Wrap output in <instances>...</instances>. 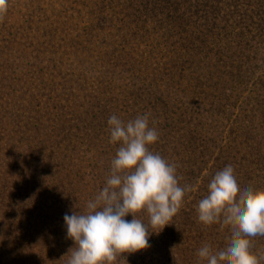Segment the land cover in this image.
Listing matches in <instances>:
<instances>
[{
    "label": "trees",
    "instance_id": "1",
    "mask_svg": "<svg viewBox=\"0 0 264 264\" xmlns=\"http://www.w3.org/2000/svg\"><path fill=\"white\" fill-rule=\"evenodd\" d=\"M31 1H17V4L25 5V10L16 9L20 20L17 25L9 23L11 30H7L6 37L7 42L14 45L12 54L17 63L10 62L9 73L4 68L0 75L2 91L13 93L22 92L17 90L21 82L13 83L12 78L17 77L14 72L42 74L33 77L36 86L31 94H16L15 100H6L9 109L0 111V134L3 135L0 138V194H4L0 198V211L17 237H21V242L14 244L7 253L20 254L18 263L25 256L27 259L38 258L44 253V245L37 239L44 241L51 234L49 246L53 243L51 249H57L45 258L55 253L52 262L48 259L49 264L66 260L65 255L74 247V241L67 237L63 217L73 211L86 210L87 202L102 190L111 160L119 147V144L109 143V117L116 115L126 122L148 113L149 126L156 127L159 135L158 141L149 146L150 151L174 163L180 186L191 185L192 191L185 194L169 225L152 229L146 250L124 254L127 264H207L199 260L197 250L205 244L213 250L225 248L231 235L228 227L204 226L198 220V203L208 194V185L215 174L228 165L233 166L234 172L244 168V174L237 181L240 189H264V93L257 87L259 84L252 85L247 95H242L241 106L235 109L236 103L234 110L223 103V98L236 101L240 96L237 92L232 98L221 91L214 95V90L223 86L221 78L224 74H220V68L225 63L239 65L244 60L240 57L242 50L223 44V35L211 30L219 28L229 36L243 21V17L236 15L239 3L254 4L244 0H213L217 6L209 0H100L103 8L105 3L109 6L108 13H89L77 19L78 15L76 20L73 17L80 14L81 10H78L72 14L73 19L56 21V17L51 16L54 11H51V14L38 16L34 22L32 15L41 11V0ZM50 1L52 5L61 3ZM61 4L63 8L65 5ZM198 4H203L201 8L205 13L201 18L207 22L193 20L191 6ZM246 16L249 22L256 21L254 12ZM210 18L212 20L208 21ZM260 20L259 24L264 28V17ZM81 22L84 27L81 34L69 31L70 26L75 29ZM99 29L104 32L102 38L97 35ZM83 31H87L86 36ZM244 31L245 28L234 33L244 36ZM150 34L154 38L160 36V39L151 41L155 44L149 43L151 52L147 57L136 50L135 45L140 42L139 37L148 38ZM211 34L215 36L209 40ZM18 35L24 40L17 38ZM190 44L195 47L201 44L205 48L217 46L215 54L220 56L215 61L199 56L192 59L187 57L189 52L185 50ZM169 45L174 46L170 49L171 57L167 54ZM0 52L8 54L3 61L13 57L5 47L0 48ZM155 52L167 55L168 59L151 62ZM137 53L138 59L135 58ZM67 55L68 59L72 58L69 63L56 60ZM86 57L94 61L86 62ZM198 60L201 66L193 68L186 80L192 86H183L182 73L170 68L178 61L181 64L182 61L190 62L188 68H191ZM98 61L107 64L101 71L96 66ZM117 62L129 63L130 73L136 72L124 87L118 84L122 80L119 71L115 74V69L109 66ZM47 72H50L51 80L41 79ZM246 72L248 76L254 74L255 67L251 66L240 75ZM91 78L104 87L102 94L95 92L98 84L87 88L92 85ZM157 80L161 84L156 83ZM239 80L245 84V79ZM199 81L213 98L209 106H202L203 99L201 103L199 101L203 90L196 86ZM25 85L23 82L24 90ZM63 93L66 97H62ZM128 96L135 112L124 111L123 115L119 108ZM206 100H209L207 95ZM222 104H225L224 113L220 111ZM9 112L13 116L8 117ZM211 115L220 116V120L226 118L225 121L236 115L238 123L228 129L223 128L225 122L211 125ZM18 177L24 178V199L16 203L15 198L22 196L13 194L16 197H12L15 190L7 187ZM137 216L148 222L145 212ZM125 219L130 221L132 216ZM0 236H9L6 226ZM261 242L264 243L262 236L252 238L250 250L259 254ZM148 255V262H144Z\"/></svg>",
    "mask_w": 264,
    "mask_h": 264
},
{
    "label": "clouds",
    "instance_id": "2",
    "mask_svg": "<svg viewBox=\"0 0 264 264\" xmlns=\"http://www.w3.org/2000/svg\"><path fill=\"white\" fill-rule=\"evenodd\" d=\"M6 0H0V12ZM109 143L119 144L111 160L102 190L89 200L86 210L65 214L67 237L74 247L65 255L66 264H127L124 254L146 250L152 229L169 225L191 185L180 186L177 166L149 146L158 139L149 126V114L124 121L109 117ZM145 212L148 222L138 218ZM198 220L204 226L230 228L227 246L219 250L205 244L197 257L207 264H260L253 253L252 238L264 237V189H240L231 165L218 171L199 201ZM131 215L132 219L125 217ZM64 256V257H65Z\"/></svg>",
    "mask_w": 264,
    "mask_h": 264
},
{
    "label": "rangeland",
    "instance_id": "3",
    "mask_svg": "<svg viewBox=\"0 0 264 264\" xmlns=\"http://www.w3.org/2000/svg\"><path fill=\"white\" fill-rule=\"evenodd\" d=\"M17 1H25V0H6V11L0 12V48L5 47V51L6 52H11V55L13 57H11L8 61H3V59H7L8 58V54H5L4 52H0V75L1 72L5 69L4 71H6L7 73H9L8 68H10V62H16L15 60L16 56H14L15 54H12V52H14V45H12L11 43L7 42V35L8 32L7 30H11V27L9 26V23H15V25H17V21H19V15L16 12V9L20 8L21 10H25V5H19L17 4ZM31 1V0H30ZM61 3H63L65 6L62 8V4L61 3H56L55 5H52L50 2V0H41L40 1V5H41V11L34 12V14L32 15L34 17V22L37 21L38 16H43L44 13H50L51 11H54V14H51L52 17H56V19L54 20H59V21H64V20H69V19H73L79 15V18H82L83 16L89 15V13L91 14H96L97 12L100 11H105L106 13L109 12V6H106L105 3V7L103 8L100 5V0H58ZM64 1V2H63ZM106 1V0H105ZM191 1H195V0H191ZM212 3H214L213 5L217 6V0H215L213 2V0H209ZM246 3L250 4H254V5H246V4H241L239 3L238 5V14L240 17H243V21L241 23H239L240 27H235L233 29V32H230V35H226L225 33H223L222 30H219V28H214V30H211L212 33H217V35L219 34L220 36H222L221 38V42L225 45H228L230 47H237L238 49H240V51L242 50V54L240 55V57L244 60V62L242 64L239 65H235V64H231L230 62L225 63L224 66H222L220 68V74H224V76L221 78L223 86L221 84L219 90H214V95L218 94L220 91L221 93H229L231 95V98L234 96L235 92L238 93V98L233 100L227 97L223 98L224 101L223 103H225L226 105H228L227 107L231 108L234 110V105L235 109H237L239 106H241L242 103V97L247 95V93L249 92V89H251V86L254 84H259V86H257L260 90L261 93H264V84H261L262 81H264V28L262 27L260 21V17H264V7L262 8L261 5L264 6V0H262L263 2H260L261 0H258L259 2H256V0H254L255 2H253V0H244ZM33 1H31L32 3ZM14 3H16V6L14 5ZM27 3V1H26ZM50 3V4H49ZM199 3V2H198ZM201 3V2H200ZM30 4V2H29ZM34 4H36V2H34ZM14 6V7H13ZM203 6V4H198V5H192L191 7L193 8V12H191V15L193 13V20L195 18H197L200 21H204V17L201 18L204 13L205 10H203L201 7ZM53 7V8H52ZM198 8L197 12L196 9ZM78 10H81L80 14L76 13L74 15V17L72 18V14L74 12H77ZM209 11V10H208ZM190 12V11H189ZM254 12V17L256 18V21L254 22H249V20L247 18V13H253ZM90 17V16H89ZM43 18V17H42ZM246 18V19H245ZM76 19V20H77ZM41 20V19H40ZM39 20V21H40ZM212 19H208V21H211ZM33 22V23H34ZM83 22L85 23L86 20H83ZM207 22V21H204ZM245 22V23H244ZM6 23L8 24V26L6 25ZM223 25V24H221ZM106 27V26H105ZM109 27V26H108ZM82 22L77 24V28H73L72 26H70L68 29L71 32L74 31H78L81 34V30H82ZM243 28H245L244 31V36H242L241 34H235V30H242ZM100 29H104L100 28ZM98 30L97 35H99L101 38L104 37V32L102 30ZM112 29V28H111ZM230 30V28H228ZM248 29V30H247ZM104 31H107L104 30ZM87 31H83V35H87L86 34ZM91 32V31H90ZM173 32V30H172ZM30 33V31L28 32ZM215 35L211 34L210 35V39L211 40ZM17 38H19L20 40H24V38L20 37L19 35L17 36ZM106 38V37H105ZM156 39V40H153ZM160 39V36H157L156 38H154L153 35H149V37H144V39L142 37H139L140 42H144L147 41L146 43H140L137 42V44L135 45L136 50H140L141 54H145L147 57H149L150 52H151V48H150V44L149 43H153L151 41L157 42ZM28 42V41H27ZM155 44V43H153ZM174 46L169 45L167 47V54L169 55V57H171L172 52L170 49H173ZM217 46H212V47H206L201 45V44H197L196 47L195 46H191V44L189 46H187V48H185V50L187 52H189V54L187 55V57H191L192 59H195L196 57L199 56V58L202 57H207L206 59H211L212 61L216 60L217 56H220L219 54H215ZM248 48H250L251 50L249 51ZM181 50V49H180ZM183 52V50H181ZM57 55V54H56ZM182 56V55H181ZM88 57V56H87ZM85 59L86 62L89 61H94V59L92 58H87ZM139 54H135V58L138 59ZM191 58H188V60L190 61ZM70 60H72V58H69ZM69 59H68V55L64 56L63 58H59L56 60H63L65 63H69ZM163 59H168L167 55L161 54L160 52H155V57L151 58L150 61H155L157 63L161 62ZM247 60V61H246ZM232 61V60H230ZM238 61V59H237ZM235 61V63L237 62ZM183 63L181 64L180 61L176 62L174 66H172V68H170V70H174V71H178L181 72L183 78H182V82L181 84L183 86H192V84H188L186 82L187 77L190 76L193 68L195 67H200L201 63H199L198 60V64H194L191 65V68H188L189 63L188 61H182ZM247 63H250V66H247ZM103 65H107V64H103L100 63L98 61V63L96 64V66L99 68V70L101 71V68L103 67ZM109 65V64H108ZM196 65V66H195ZM221 65V64H220ZM257 65V66H256ZM110 67H113L115 70V74L117 73V71H119V78H121L122 80L119 81V87L124 85H128L130 82V79L132 76H134L136 74L135 70L131 71L130 73V64H126V63H119L117 62L116 65L110 64ZM251 66L255 67V73L252 75L248 76V73L246 72L243 76L240 75V72H245V70H248ZM177 72V73H178ZM124 74V75H121ZM13 75L17 76L16 79L12 78V80L14 81L13 83H19L21 82V87L20 90L22 92H11L8 93L7 91L3 92L2 91V87L3 83H1L0 85V111L5 110V109H9L8 105L6 104V100H15V98L17 97L16 94H25L26 96H28L29 94H31L34 91L35 88V79H33V77L38 78V76L42 75V74H32V73H28V74H20L19 72H14ZM19 76H21V81H19ZM25 78V79H24ZM240 79H245V84H242ZM41 79L43 80H51V76H50V72L46 73V76L42 77ZM23 82L26 83L25 85V90L23 88ZM91 83L92 85L90 86H86L87 88L89 87H96L97 86V82L96 79H92L91 78ZM156 83H160V80H157ZM253 83V84H252ZM159 84V85H160ZM198 87H203L202 90V94H200L199 96V101L201 103V100L203 99L205 102L203 103L202 106H209L210 102L212 101L213 98H211V96L209 95V93L207 92V90L204 88L203 84L201 83V81H199V83H197ZM29 88V89H28ZM33 89V90H32ZM104 87L100 86V84H98V86L95 88V92H99L100 94L103 93ZM212 90V89H211ZM114 91V90H113ZM196 95L198 96L199 93L196 92ZM206 95L209 98V100H206ZM243 95V96H242ZM62 97H66V94L63 93ZM43 97H37V99L42 100ZM61 98L58 99V101H60ZM125 103L124 105H122L121 111L122 114L124 115V111H129V114H131V111L135 112V109L131 108L132 106V100L130 98V96H128L127 98L124 99ZM235 101V103H234ZM63 102H65V99L63 98ZM225 104H222V113L225 112ZM213 108V106H212ZM201 109V108H200ZM228 109V108H227ZM232 110V111H233ZM8 117L13 116V114H11L10 112L8 113ZM233 118L230 120L225 121L224 120H220V116L214 117L213 115H211V118H209V124L211 125H216L219 123H224L223 128L228 129L229 127H233L236 125V123H238V120L236 119V115L232 116ZM10 121V120H9ZM215 131V130H214ZM3 135L0 134V138H2ZM221 137H224V134L221 135ZM245 169L242 168V170L239 172H234V174L236 175V181H238L239 177H241L244 174ZM11 182L8 183L9 187L7 188H13L15 190V193H11L12 197H16V195L13 194H20L22 197L20 198H15L16 203L20 200V199H24V195L22 194L24 192V189H22V184H24V178L23 177H18L15 178V182H13V185H11ZM15 183V184H14ZM15 185H17L16 187H14ZM20 189V192L18 190V188ZM23 191V192H22ZM4 196V194H0V198H2ZM33 204L30 205V207ZM6 217H4L1 214L0 211V234L3 231V227L6 226L9 230V236H0V252L2 254H0V264H49V260L53 259V256H48V259H46L45 257L47 255H49L50 253L56 251L57 248H52L53 243L51 244V246H49L50 241L52 240V235L49 234L44 241L37 239L39 242L43 243L44 247L43 249V254L36 258V257H31L29 259H27L28 257H23V259H19V263L16 261L18 258L17 256H19L20 254L15 255L14 253L8 254L7 252H9L11 249H13V247L15 246L14 244H17L18 242H21V237H17V234L15 231H13L10 227L9 224L6 223ZM5 221V222H4ZM5 223V224H4ZM8 233V232H7ZM14 240H17V242L15 243ZM49 240V241H46ZM23 243V241H22ZM59 243L62 244L61 241H59ZM261 247L259 248L258 252L259 254H261V260H260V264H264V243L261 242ZM47 247V248H45ZM258 249V248H257ZM47 252V253H46ZM9 255H11L9 257ZM40 258V259H39ZM68 259V258H67ZM67 259H63L60 260V262H53L54 264H66ZM149 260V255L146 256L144 258V262H148ZM42 261V263L40 262ZM52 264V263H51Z\"/></svg>",
    "mask_w": 264,
    "mask_h": 264
}]
</instances>
